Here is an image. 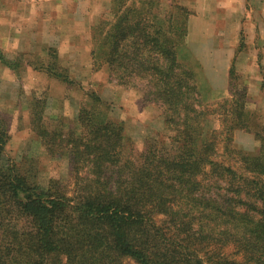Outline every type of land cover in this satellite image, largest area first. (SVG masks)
Returning <instances> with one entry per match:
<instances>
[{
	"label": "trees",
	"instance_id": "obj_1",
	"mask_svg": "<svg viewBox=\"0 0 264 264\" xmlns=\"http://www.w3.org/2000/svg\"><path fill=\"white\" fill-rule=\"evenodd\" d=\"M128 1L112 0V19L93 26V60L157 105L168 141L150 138L132 160L122 153V123L82 108L78 129L48 143L75 171L69 193L53 179L40 186L6 156L0 117V264H264V124L253 127L247 90L232 92L231 67L229 97L217 102L229 123L211 128L215 110L179 58L187 9L161 14L154 0ZM236 129L253 131L254 152L228 149ZM220 133L232 163L218 159Z\"/></svg>",
	"mask_w": 264,
	"mask_h": 264
},
{
	"label": "rangeland",
	"instance_id": "obj_2",
	"mask_svg": "<svg viewBox=\"0 0 264 264\" xmlns=\"http://www.w3.org/2000/svg\"><path fill=\"white\" fill-rule=\"evenodd\" d=\"M226 1L229 2L154 0L157 13L166 14L175 4L187 9V35L179 58L184 64L189 63L203 102L210 104L213 114L215 110L208 125L217 131L229 123L227 116H220L223 110L217 104L229 97L228 89L221 90L224 82L219 74L227 63L229 71L231 67L233 70L232 92L237 97L243 89L248 92V86L260 80L257 93L247 94L246 108L254 115L253 127L264 124L263 33L260 29L249 32L246 21L240 28L229 31L232 25L231 18L224 13ZM249 2L252 6L259 4L258 0ZM111 3L112 0H0V117L9 133L5 153L42 187H47L53 179L69 193L78 189L68 156L54 152L48 143L53 134L67 135L68 131L78 129L77 116L82 108L94 112L96 119L122 123L125 139L122 153L132 160L143 153L150 138L168 141L169 134L157 105L144 103L142 95L135 90L117 86L109 79L106 65L93 60L92 29L95 24L112 19ZM195 21L209 24L204 26L207 31L204 40H200L201 44L207 40L206 51L197 46L193 33L192 38L189 36V25L192 29ZM221 42L230 48L224 51L226 56L234 48L231 61L225 54L219 56L217 47ZM202 52L208 54L209 64L197 60ZM47 66L58 77L43 71ZM216 76V81L212 80ZM229 80L230 76L227 83ZM255 99L259 104H255ZM223 137L221 133L217 137L218 159L232 163L233 156L223 148ZM229 138L228 149L254 152L259 146L253 131L236 129L230 132ZM78 173L84 174V171ZM225 252L232 254L230 248ZM236 258L243 260L241 255ZM121 264L136 263L125 259Z\"/></svg>",
	"mask_w": 264,
	"mask_h": 264
},
{
	"label": "crops",
	"instance_id": "obj_3",
	"mask_svg": "<svg viewBox=\"0 0 264 264\" xmlns=\"http://www.w3.org/2000/svg\"><path fill=\"white\" fill-rule=\"evenodd\" d=\"M249 1L251 0H229L230 3L226 1L225 8H227V12L225 11L224 13L228 16V19L231 18L230 24L232 25V28H230L229 31H231L234 28H240L242 24L244 23V21H246V26H247L246 28L248 29V31L257 32V30L260 29V31L263 33V36H261L263 39L264 38V0H258L259 4L257 6L250 5ZM228 19L225 21V23H228ZM193 25L194 26L192 27V29H190L191 26L189 25V30H190L189 36L191 37L192 36L191 33H193L194 35L193 39L198 41L197 46L201 48L203 51H206L207 50L206 45H208L207 40H205L206 43H202V44H201L202 41L200 40H204V37L207 34L205 33L207 31L204 26L209 25V24L203 23L201 21H195ZM252 36L253 35H251V37ZM221 44H219V46L217 47V50H219L218 54L219 56H222L223 54H225L226 56V53L224 51L228 52L230 48H228V46L225 43L223 44L221 42ZM261 46H263L262 58L264 61V41ZM232 47L233 46H231V48ZM232 49L233 51L229 52L228 55L226 56V59H228L229 57L230 61L234 57V48ZM215 53H217V51H215ZM207 56L208 54L206 52L205 53L202 52L201 57H198V56L197 57L195 56V57L198 58L197 60L200 61L202 64H209V59H207ZM216 58L217 56L215 55V62H218ZM219 74L221 76V82L222 83L224 82V85L221 87L222 88L221 90L222 91L225 89L227 90V86H228L227 81L229 77V63L226 64L225 70H222V72ZM216 79H217V76L214 77V79L212 78V80H215V81ZM259 89H260V80L255 81V84H250L248 86L247 93L248 95L253 96L257 93L256 91ZM259 93L261 94V91H259ZM261 98L262 97H260V99ZM255 104L256 105L259 104V100L255 99Z\"/></svg>",
	"mask_w": 264,
	"mask_h": 264
}]
</instances>
